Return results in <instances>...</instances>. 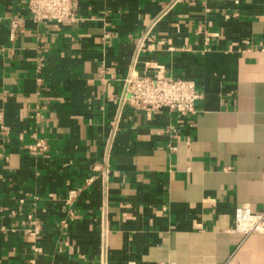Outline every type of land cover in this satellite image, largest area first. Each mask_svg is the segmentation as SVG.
I'll return each mask as SVG.
<instances>
[{
	"label": "crops",
	"instance_id": "1",
	"mask_svg": "<svg viewBox=\"0 0 264 264\" xmlns=\"http://www.w3.org/2000/svg\"><path fill=\"white\" fill-rule=\"evenodd\" d=\"M79 14L36 24L0 0V264H103V246L104 264H264V232L233 229L264 208V0ZM156 65L195 81L194 115L120 108L129 70Z\"/></svg>",
	"mask_w": 264,
	"mask_h": 264
},
{
	"label": "built area",
	"instance_id": "2",
	"mask_svg": "<svg viewBox=\"0 0 264 264\" xmlns=\"http://www.w3.org/2000/svg\"><path fill=\"white\" fill-rule=\"evenodd\" d=\"M177 1V0H174ZM28 18L36 23L54 22L57 24H72L81 19L80 0H25ZM10 37L16 34L17 21L10 23ZM148 29L139 40L138 50L147 48L145 45L150 39ZM146 42V43H145ZM148 45V44H147ZM200 92L193 79H187L168 73L164 65H156L153 71H138L131 68L127 73L125 85L118 97L120 108L124 110L157 111L167 108L177 113L180 117H189L196 113V102L200 98ZM172 130H174L172 128ZM8 130L0 123V138L7 135ZM35 142L31 149L45 146L43 139L37 138L33 133ZM174 147L171 146V149ZM92 177L87 178V182ZM77 189L70 190L68 202L74 199ZM35 201L39 196L24 195L19 198V203H25L26 199ZM65 224V223H64ZM233 229L245 234L252 232H264V208L252 211L247 205H240L234 209ZM38 225L28 229L30 234H36ZM101 261L104 264L105 247L101 249ZM156 264H175L173 261H159Z\"/></svg>",
	"mask_w": 264,
	"mask_h": 264
}]
</instances>
